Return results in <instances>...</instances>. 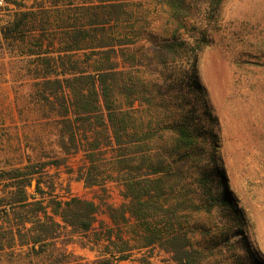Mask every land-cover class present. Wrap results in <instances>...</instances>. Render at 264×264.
<instances>
[{
    "label": "trees",
    "instance_id": "1",
    "mask_svg": "<svg viewBox=\"0 0 264 264\" xmlns=\"http://www.w3.org/2000/svg\"><path fill=\"white\" fill-rule=\"evenodd\" d=\"M226 1L0 0L2 71L9 55L7 73L26 80L28 104L52 121L58 149L0 154V264H148L156 249L174 264H212L221 254L218 244L197 246L191 224L223 208L240 224L217 138L196 112L195 65ZM77 154L73 172L96 190L91 199L61 192L48 172Z\"/></svg>",
    "mask_w": 264,
    "mask_h": 264
},
{
    "label": "rangeland",
    "instance_id": "2",
    "mask_svg": "<svg viewBox=\"0 0 264 264\" xmlns=\"http://www.w3.org/2000/svg\"><path fill=\"white\" fill-rule=\"evenodd\" d=\"M4 14L7 12H0V16ZM10 60L7 55L6 71H2L0 59V154L55 155L56 129L51 120L40 118L29 106L26 80L12 79L7 73ZM195 72L202 88L196 112L217 138L216 164L240 224L227 208L197 215L191 224L194 242L199 247L218 244L221 254L212 264H264V0H227L222 5L209 25L208 46L200 52ZM15 158L10 157L13 162ZM82 163L77 154L65 166L48 172L58 189L68 188L76 196L91 199L96 190L85 188L73 172ZM108 191L109 201L119 204L116 187L109 186ZM233 230L241 234H233ZM207 231L210 234L203 236ZM241 237L246 243L239 249L225 244V239L232 243ZM68 249L88 261L95 258L94 252L76 244ZM148 256V264H174L157 249ZM119 264L138 262L134 257Z\"/></svg>",
    "mask_w": 264,
    "mask_h": 264
},
{
    "label": "water",
    "instance_id": "3",
    "mask_svg": "<svg viewBox=\"0 0 264 264\" xmlns=\"http://www.w3.org/2000/svg\"><path fill=\"white\" fill-rule=\"evenodd\" d=\"M33 184V183H32Z\"/></svg>",
    "mask_w": 264,
    "mask_h": 264
}]
</instances>
